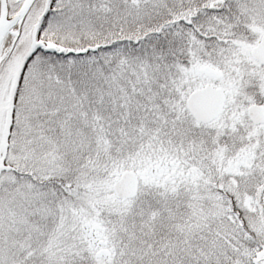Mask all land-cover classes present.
Masks as SVG:
<instances>
[{
	"label": "snow or ice",
	"instance_id": "1",
	"mask_svg": "<svg viewBox=\"0 0 264 264\" xmlns=\"http://www.w3.org/2000/svg\"><path fill=\"white\" fill-rule=\"evenodd\" d=\"M0 264H264V0H0Z\"/></svg>",
	"mask_w": 264,
	"mask_h": 264
}]
</instances>
